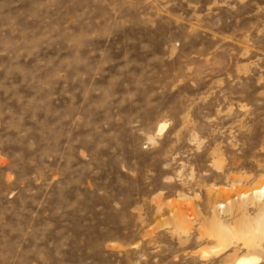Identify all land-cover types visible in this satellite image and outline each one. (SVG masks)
<instances>
[{"label": "rangeland", "instance_id": "obj_1", "mask_svg": "<svg viewBox=\"0 0 264 264\" xmlns=\"http://www.w3.org/2000/svg\"><path fill=\"white\" fill-rule=\"evenodd\" d=\"M262 184L264 0H0V264H264Z\"/></svg>", "mask_w": 264, "mask_h": 264}, {"label": "bare ground", "instance_id": "obj_2", "mask_svg": "<svg viewBox=\"0 0 264 264\" xmlns=\"http://www.w3.org/2000/svg\"><path fill=\"white\" fill-rule=\"evenodd\" d=\"M164 129V126H162L159 129V132H161ZM253 194H255L254 196L252 195V193L250 194L249 200H262L264 198V184H262L260 187H257L256 189H254L253 191H251ZM244 196V195H243ZM242 198V197H241ZM248 198V197H247ZM244 200V199H243ZM237 215V214H236ZM183 219V218H182ZM181 221V219H180ZM187 221V220H186ZM184 219L185 224H187V222ZM181 225V224H180ZM183 225V224H182ZM225 228V227H224ZM219 232L224 234V229L218 230ZM222 235V234H221ZM258 235V236H257ZM246 240H248L249 242L254 241L256 238H264V222L259 225L257 231H255V233H246L242 235ZM221 238V236H220ZM223 238V236H222ZM225 238V236H224ZM248 244V243H247ZM257 259H255L254 257H247V258H242L240 259V261L238 262V264H256Z\"/></svg>", "mask_w": 264, "mask_h": 264}]
</instances>
